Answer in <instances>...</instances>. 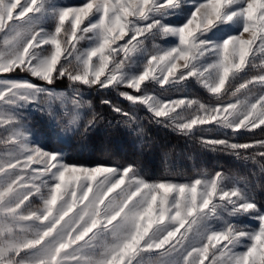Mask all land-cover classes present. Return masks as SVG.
<instances>
[{
	"label": "snow or ice",
	"instance_id": "1",
	"mask_svg": "<svg viewBox=\"0 0 264 264\" xmlns=\"http://www.w3.org/2000/svg\"><path fill=\"white\" fill-rule=\"evenodd\" d=\"M257 53L264 0H0V264H264V139L199 141L258 165L252 183L223 170L149 180L133 163L68 162L26 115L68 146L118 130L138 136L137 118L108 99L123 128L101 126L84 98L95 88L185 137L206 126L264 132V58L247 75ZM154 85H198L215 103L161 99Z\"/></svg>",
	"mask_w": 264,
	"mask_h": 264
},
{
	"label": "trees",
	"instance_id": "2",
	"mask_svg": "<svg viewBox=\"0 0 264 264\" xmlns=\"http://www.w3.org/2000/svg\"><path fill=\"white\" fill-rule=\"evenodd\" d=\"M64 83L66 84L67 81ZM86 95L88 100L92 101L95 111L103 117L101 126L111 121L113 127L119 122L123 128L124 118L114 113L108 105L101 103L108 99L134 115L142 131L137 136L118 130L109 135H95L83 142L77 141L68 146L52 135L45 120L33 119L32 124L38 129L42 142L64 148L66 159L70 163L84 165L133 163L149 180L164 178L181 180L190 175H212L217 170H223L247 178L252 183L250 174L252 172L259 174L258 165H254L251 161L245 162L231 154L206 150L199 141L201 137L225 138L226 136L241 143L261 140L264 139V132L260 129L233 137L232 133L205 128L202 132H198L195 138L185 137L176 133L171 127L156 123L146 109L131 105L119 97L115 90L86 89ZM197 95L207 97L204 91H198ZM256 195L258 200L264 202V192L257 189Z\"/></svg>",
	"mask_w": 264,
	"mask_h": 264
},
{
	"label": "rangeland",
	"instance_id": "3",
	"mask_svg": "<svg viewBox=\"0 0 264 264\" xmlns=\"http://www.w3.org/2000/svg\"><path fill=\"white\" fill-rule=\"evenodd\" d=\"M62 2L64 4H69V5H75V4H78L81 2V0H62ZM248 34H245V36L247 37ZM156 43L158 44H162L163 43V40L161 39H157L156 40ZM149 46L150 45V42H149ZM257 55V58H256V64L258 67L256 68H250L249 71H248V76H252V75H255V74H258V72L260 71L259 69V64H260V60L264 57H262L259 53L256 54ZM14 78H25V74L21 73V74H18L16 77ZM243 80H237L235 83L236 85L238 86L239 83H242ZM86 89H83L84 93H85V99L88 100V98L86 97ZM89 90V89H88ZM150 93L153 94V95H156L158 97H160L161 99H172V100H175V99H179V98H182V97H189V98H197L199 100H201L202 102L204 103H215V97H212L209 93H207L205 90H203L202 88H200L198 85L193 87L191 85H185L183 87H178V88H172V89H169L167 87L165 88H161L159 85H154L153 87H151L149 89ZM198 91H204L206 94H207V97L204 98L200 95H197ZM253 93H258L259 92V88L256 87V88H253L251 90ZM247 93H244L241 95V98H243V95H245ZM227 98H230V97H227ZM26 115L28 116V119L29 121L32 123L33 119H41L40 115L38 113H26ZM41 120H44V119H41ZM205 128H215L217 130H221L223 132H226L225 130H222L220 128H217V127H214V126H206ZM228 133H231V132H228ZM244 133V132H243ZM3 133L0 132V135H2ZM242 134V133H241ZM89 166H94V165H89ZM225 174L229 175V176H235V177H239L241 178L242 180L244 179L243 177L241 176H238L236 174H233V173H226ZM201 175H206V176H211V174H201ZM198 175H190L189 177L185 178V179H179V180H175V181H178V182H185L186 180L190 179V178H195L197 177ZM249 182V181H248ZM250 183V182H249ZM236 222L237 223H241V224H245V225H249L250 227H258L257 223L254 221V220H249L248 218L246 217H240V218H237L236 219ZM149 259V258H146V260ZM152 261H155L157 260L158 258L153 256L150 258Z\"/></svg>",
	"mask_w": 264,
	"mask_h": 264
}]
</instances>
